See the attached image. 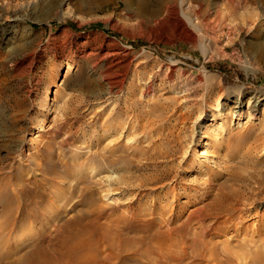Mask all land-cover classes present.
Here are the masks:
<instances>
[{"label":"rangeland","instance_id":"374dc122","mask_svg":"<svg viewBox=\"0 0 264 264\" xmlns=\"http://www.w3.org/2000/svg\"><path fill=\"white\" fill-rule=\"evenodd\" d=\"M76 1L0 0V264H264V0Z\"/></svg>","mask_w":264,"mask_h":264},{"label":"bare ground","instance_id":"6f19581e","mask_svg":"<svg viewBox=\"0 0 264 264\" xmlns=\"http://www.w3.org/2000/svg\"><path fill=\"white\" fill-rule=\"evenodd\" d=\"M118 0H77L76 3L78 4V6H87V7H94L98 9H100L103 5L107 4V3H112V2H116ZM186 0H180L181 3H184ZM195 1V0H194ZM197 1V0H196ZM207 1V0H206ZM128 2V1H126ZM193 2V1H192ZM191 2V3H192ZM209 2V1H207ZM186 3V2H185ZM202 3V2H201ZM199 4V3H197ZM191 5V4H190ZM200 5V4H199ZM198 5V6H199ZM194 12H197V9L196 6L193 7V5H191ZM200 8V7H199ZM187 10V9H186ZM191 10V9H190ZM204 10V9H203ZM182 11V10H181ZM200 11V9H199ZM192 13V12H191ZM184 14V13H183ZM189 15V13H188ZM197 15V14H195ZM194 15V16H195ZM192 16V15H191ZM189 17V16H188ZM193 17V16H192ZM207 17V16H206ZM206 17H204L206 19ZM27 17L24 16V15H21V14H15L13 16V20L15 22H21L23 20H25ZM190 18V17H189ZM199 18V17H198ZM202 18V17H201ZM210 19V18H208ZM207 19V20H208ZM196 18L194 19V21L192 19H189V23L191 25V27L199 34H197L198 36H200V38H203L205 37L203 30H202V27L199 26V24L197 23V20ZM201 21V20H200ZM199 21V22H200ZM209 22V21H208ZM203 23V22H202ZM205 25V24H204ZM195 33V32H194ZM196 35V34H195ZM10 38V37H9ZM206 38V37H205ZM201 41V40H200ZM202 42V41H201ZM261 49V48H260ZM222 95V94H221ZM216 97V96H215ZM259 98V97H258ZM255 99L257 100V97L255 96ZM235 103L237 105H242V101H239L238 99L235 100ZM225 104V101L222 102V99H221V96L219 95L218 97H216V99L214 100L213 103H210L208 105V109L205 110L204 114H203V122H206V120H208L209 116H212V120L213 122L214 121H217L218 123V120L219 119H222L224 118L226 115L229 114V111L228 110H224L222 108L221 105ZM242 115V112H237L235 114L236 117H240ZM235 117V118H236ZM254 116L253 115H250V117L248 119H251L253 118ZM225 122V121H224ZM225 124H221L219 126V129L220 130H225ZM206 126L202 125V128H201V137L199 138V142H197L195 144V150L197 151V155L200 156V160L204 163V165H207V166H212L214 164V159L212 158V153L210 151H214V147L216 145V138L213 137H209V139L207 140V130L205 129ZM210 134V133H209ZM210 147V150L205 148V147ZM203 148V150H202ZM211 171H213V168L210 167ZM209 213H214V201L208 205V210L206 213H204L205 215L206 214H209ZM209 215H212V214H209ZM68 248V252L73 255L74 253L76 254V252L79 250H77L78 248L75 246V245H72V244H68L67 245ZM194 251V250H193ZM173 256V255H171ZM213 256V254H212ZM214 259V258H213ZM53 263V259H52V255H50V252L42 247L40 248H37L35 249L34 251H32L31 253L27 254L24 258V260H19L18 261V264H52ZM87 263V262H86ZM213 263V262H212Z\"/></svg>","mask_w":264,"mask_h":264}]
</instances>
